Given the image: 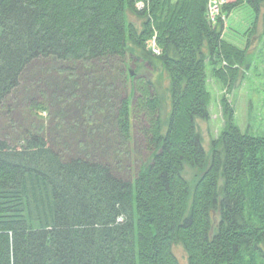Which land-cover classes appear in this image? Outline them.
Wrapping results in <instances>:
<instances>
[{
    "label": "trees",
    "instance_id": "obj_1",
    "mask_svg": "<svg viewBox=\"0 0 264 264\" xmlns=\"http://www.w3.org/2000/svg\"><path fill=\"white\" fill-rule=\"evenodd\" d=\"M226 1L215 25L209 0H0V109L38 59L161 69L126 74L138 96L122 100L118 136L132 137L140 111L153 148L133 181L63 158L39 133L0 138V264H182L177 244L184 264H264V136L239 128L226 97L209 154L199 125L207 60L228 84L247 58L225 40V18L244 2L264 10V0ZM154 35L160 54L147 48Z\"/></svg>",
    "mask_w": 264,
    "mask_h": 264
},
{
    "label": "rangeland",
    "instance_id": "obj_2",
    "mask_svg": "<svg viewBox=\"0 0 264 264\" xmlns=\"http://www.w3.org/2000/svg\"><path fill=\"white\" fill-rule=\"evenodd\" d=\"M231 12L225 18L224 38L246 49L247 58L236 77H229L228 84L212 74L213 66L207 60L209 119L199 120V125L208 154L212 140L225 126L223 97L228 98L235 123L242 131L264 136V10L258 12L244 2ZM140 65V59L124 63L113 59L109 66L101 62L34 60L0 109V138L16 145L27 133H39L63 158L106 163L118 177L133 181L151 161L153 148L146 132L148 121L140 111L133 121L132 137L121 142L118 136L121 102L132 96L136 104L138 96L132 93L126 74L138 70L139 76L151 74L156 79L161 73V69ZM195 172L192 167L186 168L190 186ZM173 250L180 263H186L184 247L177 244Z\"/></svg>",
    "mask_w": 264,
    "mask_h": 264
},
{
    "label": "built area",
    "instance_id": "obj_3",
    "mask_svg": "<svg viewBox=\"0 0 264 264\" xmlns=\"http://www.w3.org/2000/svg\"><path fill=\"white\" fill-rule=\"evenodd\" d=\"M209 8H208V13H209V20L212 24L216 25V22L219 18V16L222 15V7L226 4V0H209ZM139 9H143L146 7V5L140 1L138 4ZM147 48L150 50H153L155 54H160L161 49L158 47L157 44V37L154 35L152 36V39L148 41Z\"/></svg>",
    "mask_w": 264,
    "mask_h": 264
}]
</instances>
